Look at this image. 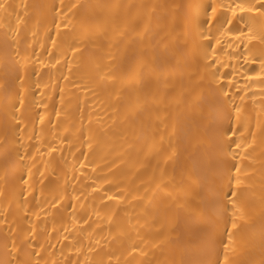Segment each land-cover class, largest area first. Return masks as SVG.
I'll return each mask as SVG.
<instances>
[{
    "label": "bare ground",
    "instance_id": "1",
    "mask_svg": "<svg viewBox=\"0 0 264 264\" xmlns=\"http://www.w3.org/2000/svg\"><path fill=\"white\" fill-rule=\"evenodd\" d=\"M0 264H264V0H0Z\"/></svg>",
    "mask_w": 264,
    "mask_h": 264
}]
</instances>
